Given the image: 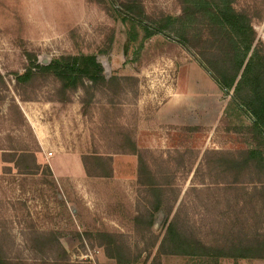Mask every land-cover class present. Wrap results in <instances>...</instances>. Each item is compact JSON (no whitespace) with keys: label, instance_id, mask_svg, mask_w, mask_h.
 Here are the masks:
<instances>
[{"label":"rangeland","instance_id":"374dc122","mask_svg":"<svg viewBox=\"0 0 264 264\" xmlns=\"http://www.w3.org/2000/svg\"><path fill=\"white\" fill-rule=\"evenodd\" d=\"M103 1L0 0V264H199L159 249L169 222L209 246L230 241L234 217L247 220L246 233L258 230L259 209L247 205L255 183L244 174L232 191L227 165L254 146L249 118L228 108L231 93L174 40L154 36L137 53L126 46L127 26ZM139 1L150 19L180 13L178 0ZM235 9L264 46V0H237ZM28 53L40 65L95 55L108 86L61 95L50 78L17 85ZM176 84L189 97L178 125H166L156 113ZM26 154L36 167L21 162L31 161ZM64 154L77 155L83 173L58 181L49 161L58 174L75 172ZM98 235L112 237L122 263L106 256Z\"/></svg>","mask_w":264,"mask_h":264},{"label":"trees","instance_id":"16d2710c","mask_svg":"<svg viewBox=\"0 0 264 264\" xmlns=\"http://www.w3.org/2000/svg\"><path fill=\"white\" fill-rule=\"evenodd\" d=\"M104 1L113 17L128 28L126 46H136L134 52L137 53L154 36L174 40L196 57L198 66L220 91L225 95L231 93L228 108L249 118L247 132L254 146L243 152L239 160H230L227 165L233 178L232 191L241 188L235 185L239 184L237 178L244 174L249 176V183H255L253 192L248 194L247 205L251 214L259 209L252 214L259 230L264 225V46L257 40L248 14L235 9L237 0H178V16L150 19L139 0ZM26 58L28 64L24 71L14 74L15 82L20 86H27L36 78H50L59 83V92L65 95L86 87H106L109 83L95 55L61 56L47 65L38 64L29 53ZM26 156L31 161L20 156L21 162H30L29 166L36 167L35 158ZM254 178L257 182L252 180ZM256 186L260 187L259 191ZM231 219L232 238L224 245H205L199 239L185 236L169 222L159 249L165 250L167 255L199 264H218L224 258L264 260V232L255 230L248 234L244 231L246 219L242 223L238 217ZM98 237L106 247V256L122 263V252L114 247L112 237Z\"/></svg>","mask_w":264,"mask_h":264},{"label":"crops","instance_id":"0c3cea01","mask_svg":"<svg viewBox=\"0 0 264 264\" xmlns=\"http://www.w3.org/2000/svg\"><path fill=\"white\" fill-rule=\"evenodd\" d=\"M177 85L178 84H176L174 87L171 88V90H169V92H168V94L166 96L167 97V101L161 107L158 108L157 113H156V117L158 119H162L161 122L163 124H166V125H170V124L178 125V106H182V102L181 101L185 100L187 98V96L189 97V95H185V96H181L180 94L178 95ZM178 96L181 97V98L178 99ZM191 102H192L191 107L195 106L193 104L192 99H190V103ZM57 156L60 157L62 155H57ZM66 156L69 157V158H65ZM76 156L77 155H74V154H71V155L70 154H64L63 155V159L67 160L68 162H70L72 159L74 160L75 172H73V173H67L66 171H63L62 174H58V171H59L58 164L57 165L56 164L53 165L50 161H49V165L48 166L46 165V166L49 169V171L53 173L54 177L58 181L63 180L62 178H69L70 180H72L71 177L75 178V176H78L79 174L83 173L82 172L83 171L82 170V165L80 163V159H78ZM60 158H62V157H60ZM56 170H57V173H56ZM72 174H75V176L74 175L72 176ZM56 185L59 188H61L59 184H55V186ZM43 210H45V211H53V208H49V209L48 208H43ZM28 245H29V248H28L29 251L39 250V248L36 249L34 247H31L33 245H30V244H28ZM59 245H61V246H59ZM55 246H57V245H55ZM39 247H40V249H42L43 246H39ZM58 247H59V249H61V247H62V248H65V249L69 250L68 247L64 246V242L63 241L60 244L58 243ZM45 248H46V250H50L51 246L47 245ZM69 264H72V263L69 262ZM77 264H90V263L79 262Z\"/></svg>","mask_w":264,"mask_h":264}]
</instances>
